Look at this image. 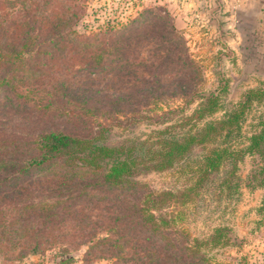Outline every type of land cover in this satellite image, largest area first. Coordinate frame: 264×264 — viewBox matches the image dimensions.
<instances>
[{"label": "trees", "instance_id": "1", "mask_svg": "<svg viewBox=\"0 0 264 264\" xmlns=\"http://www.w3.org/2000/svg\"><path fill=\"white\" fill-rule=\"evenodd\" d=\"M75 1L0 0V125L21 115L32 131L24 150L0 131V251L51 252L49 264H220L210 253L231 244L229 230L193 236L185 214L210 195L264 190V86L225 108L166 10L121 33L80 34ZM135 123L163 128L108 142ZM165 172L182 186L136 180Z\"/></svg>", "mask_w": 264, "mask_h": 264}, {"label": "rangeland", "instance_id": "2", "mask_svg": "<svg viewBox=\"0 0 264 264\" xmlns=\"http://www.w3.org/2000/svg\"><path fill=\"white\" fill-rule=\"evenodd\" d=\"M76 0L74 12L79 16L75 30L80 34L96 33L106 26L123 32L121 25L128 24L153 8L166 10L173 25L183 32L191 59L197 62L205 79V90H223L226 108L238 102L248 90L264 86V9L258 4L249 12H242L236 6H222L219 0L208 13L203 5L194 12L173 0L169 7L165 0ZM198 5V4H197ZM188 6V5H187ZM200 7L202 9H200ZM144 15V14H143ZM145 17V16H144ZM141 19V18H140ZM107 26V27H108ZM106 34L103 39H107ZM28 118V117H26ZM13 115L1 119L7 144L16 142L24 150L32 131L30 119ZM163 125L135 123L127 127H114L109 143L116 144L127 139H145ZM253 162L247 158L240 175L246 178ZM154 191L177 190L182 186L183 177L179 172L148 173L136 179ZM264 190H251L245 186L236 200H226L210 195L196 206H189L185 214V227L191 235L204 237L214 227H226L230 245L213 249L210 255L220 264H264V218L257 209ZM81 252L76 253L80 258ZM52 253L44 255L27 254L20 259L9 258L0 251V264H49ZM92 264H110L101 259Z\"/></svg>", "mask_w": 264, "mask_h": 264}, {"label": "crops", "instance_id": "3", "mask_svg": "<svg viewBox=\"0 0 264 264\" xmlns=\"http://www.w3.org/2000/svg\"><path fill=\"white\" fill-rule=\"evenodd\" d=\"M158 1V3H155L153 1V3L155 4H160L161 0H156ZM216 0H178L177 2L179 4H182L183 7H187L188 8V12H194L192 11L193 9L195 10L196 6H204L206 7V12L208 13L211 9L208 10V8H210L211 6H213L215 4ZM222 4V6L224 5L225 7L227 6H236V7H240L242 9V12H249L251 10V8L255 7L257 4L264 9V0H219ZM164 2L167 3V5L169 7H172V2L173 0H165ZM198 4V5H197ZM188 5V6H187ZM200 9H202L200 7Z\"/></svg>", "mask_w": 264, "mask_h": 264}]
</instances>
